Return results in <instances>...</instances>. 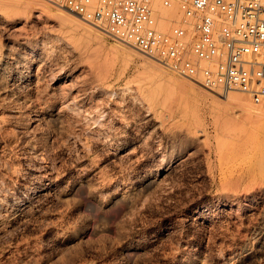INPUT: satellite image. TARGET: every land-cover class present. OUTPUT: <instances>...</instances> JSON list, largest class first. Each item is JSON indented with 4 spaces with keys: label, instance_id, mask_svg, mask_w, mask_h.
<instances>
[{
    "label": "rangeland",
    "instance_id": "rangeland-1",
    "mask_svg": "<svg viewBox=\"0 0 264 264\" xmlns=\"http://www.w3.org/2000/svg\"><path fill=\"white\" fill-rule=\"evenodd\" d=\"M155 12L169 32L177 5ZM263 163L249 96L0 0V264H264Z\"/></svg>",
    "mask_w": 264,
    "mask_h": 264
},
{
    "label": "built area",
    "instance_id": "built-area-1",
    "mask_svg": "<svg viewBox=\"0 0 264 264\" xmlns=\"http://www.w3.org/2000/svg\"><path fill=\"white\" fill-rule=\"evenodd\" d=\"M176 75L264 106V0H58ZM178 7L169 32L155 5Z\"/></svg>",
    "mask_w": 264,
    "mask_h": 264
},
{
    "label": "bare ground",
    "instance_id": "bare-ground-1",
    "mask_svg": "<svg viewBox=\"0 0 264 264\" xmlns=\"http://www.w3.org/2000/svg\"><path fill=\"white\" fill-rule=\"evenodd\" d=\"M155 9V8H154ZM74 15V14H73ZM78 18V17H77ZM71 20V19H70ZM73 22V21H72ZM64 23V22H63ZM66 23H67V21H66ZM65 23V24H66ZM78 23V22H77ZM139 52V51H138ZM142 54V53H141ZM160 86V85H159ZM158 86V87H159ZM124 92V91H123ZM127 92V91H126ZM233 92V91H232ZM230 93V92H229ZM229 93H227V94H229ZM125 94V93H124ZM123 95V94H122ZM134 100V99H133ZM132 100V101H133ZM256 105V104H255ZM257 106H259V105H257ZM256 147V146H255ZM245 148V147H244ZM243 149V148H242ZM241 152V151H240ZM236 154V153H235ZM259 154V153H258ZM238 156V155H237ZM230 158V157H229ZM235 158V157H234ZM240 161V160H239ZM228 162V161H227ZM238 165V164H237ZM261 165V164H260ZM262 167V169L264 168V163H263V165L261 166ZM229 168V167H228ZM231 169V168H230ZM233 170V169H232ZM252 171V170H251ZM239 172V171H238ZM236 178H237V176H236ZM234 182V181H233ZM237 183V182H236ZM234 184V183H233ZM238 184V183H237ZM234 187V186H233ZM237 189V188H236ZM247 189H248V187H247ZM249 191H250V195H258V194H261L262 195V197L264 196V176L263 177H257V176H254V178H253V180H252V182H251V186H250V189H249ZM249 194V193H248ZM249 195V196H250ZM260 198V197H259ZM233 206V205H232ZM263 214V213H262ZM259 230V229H258ZM261 230V229H260ZM262 235V234H261ZM256 239V238H255ZM249 248V247H248Z\"/></svg>",
    "mask_w": 264,
    "mask_h": 264
}]
</instances>
